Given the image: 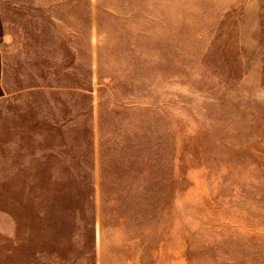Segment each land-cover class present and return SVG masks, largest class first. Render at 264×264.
Returning a JSON list of instances; mask_svg holds the SVG:
<instances>
[{
  "label": "rangeland",
  "instance_id": "1",
  "mask_svg": "<svg viewBox=\"0 0 264 264\" xmlns=\"http://www.w3.org/2000/svg\"><path fill=\"white\" fill-rule=\"evenodd\" d=\"M1 59L15 155L60 184L0 185V234L76 192L99 264H264V0H0Z\"/></svg>",
  "mask_w": 264,
  "mask_h": 264
},
{
  "label": "crops",
  "instance_id": "2",
  "mask_svg": "<svg viewBox=\"0 0 264 264\" xmlns=\"http://www.w3.org/2000/svg\"><path fill=\"white\" fill-rule=\"evenodd\" d=\"M2 59L0 62V104H9L17 101V98L9 95L11 92L8 93L6 90L8 89V77L6 76L7 70L3 67L5 61ZM14 115L17 114L9 112L6 115H0V185L60 184V181L50 180L48 172H45L47 171L45 167L36 172L33 165L20 163L21 158L15 154L28 151L21 148L22 142L25 141L16 140L15 133L18 126L19 128L25 127L19 123L20 117L22 119L26 117L18 115L13 119ZM16 119L18 123L15 121ZM4 153L9 156H4ZM29 195L31 196L24 210L25 215H15L16 210H11L10 217H5L4 225H10L12 231H10L9 238L5 237L6 234L5 236L0 234V262L2 251H4L6 264L12 263L13 252L10 248L15 251L19 245L18 251L23 253L25 264H81L82 237L84 238L82 233L83 229L86 230L87 237L90 228L92 231L89 252L91 256H94L95 264H99L102 258L109 256L108 248L116 247L110 237L113 230L108 229V226L105 229L101 227L103 225L100 226L98 208L91 214L93 218L90 223H87L86 226L83 225L81 194L76 192L58 194L64 196L52 198L48 192L37 194L27 192L28 197ZM36 195L39 198H36ZM0 223H3L2 218H0ZM18 226L25 228L24 234L13 232V229ZM122 229L121 227L117 228L120 233L123 232ZM1 238L11 242L10 248L8 241H1ZM118 247L122 249V247ZM44 256L54 261L44 258ZM34 259L35 263H32Z\"/></svg>",
  "mask_w": 264,
  "mask_h": 264
}]
</instances>
